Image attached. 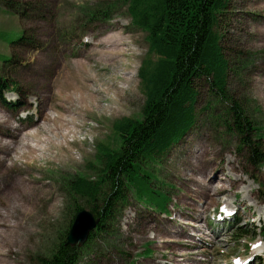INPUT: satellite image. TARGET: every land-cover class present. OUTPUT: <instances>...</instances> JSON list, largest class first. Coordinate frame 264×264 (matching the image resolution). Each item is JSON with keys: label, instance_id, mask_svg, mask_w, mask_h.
<instances>
[{"label": "rangeland", "instance_id": "1", "mask_svg": "<svg viewBox=\"0 0 264 264\" xmlns=\"http://www.w3.org/2000/svg\"><path fill=\"white\" fill-rule=\"evenodd\" d=\"M219 17L228 99L264 152V100L255 91L264 34L250 33L264 32V0H230ZM0 33L24 39L0 38V78L10 88L0 91V264H48L77 215L68 183L99 171L98 150L118 145L116 120L141 118L138 71L148 43L124 0H0ZM196 84V126L165 158L139 163L140 176L166 196V211L126 186L113 217L73 246L75 264H264V164L252 166L228 131L232 102H218L205 79ZM214 216L223 227L210 230Z\"/></svg>", "mask_w": 264, "mask_h": 264}, {"label": "trees", "instance_id": "2", "mask_svg": "<svg viewBox=\"0 0 264 264\" xmlns=\"http://www.w3.org/2000/svg\"><path fill=\"white\" fill-rule=\"evenodd\" d=\"M229 1L124 0L132 26L146 35L148 43L147 55L138 71L144 105L140 119L122 118L114 122L113 132L118 145H102L98 150L99 171L94 176H76L68 183L76 213L87 208L100 220L99 227L103 226L113 217L116 203L123 200L126 186L135 190L140 203L166 211V196L151 187L153 177L144 172L140 176L139 163L165 158L171 148L196 126L200 96L196 83L202 79L211 85L218 102H232L231 110L227 111L232 118L228 131H234L240 138V150L247 151L249 163L259 168L263 166L264 152L252 137L251 122L239 105L228 99L229 62L222 46L219 16ZM95 15L92 13V17ZM256 31L264 34L260 29H251L250 33ZM0 38L16 44L24 40L14 33H0ZM259 73L255 91L264 100V71ZM1 90L5 92L10 88L7 81L0 78ZM201 186L203 190L196 193L198 199L209 187L205 182ZM231 188L238 190L240 186L233 183ZM261 193L264 195V189ZM78 200L85 202L86 208L77 205ZM192 203L196 204V201ZM179 227L183 233V227ZM181 233L166 232L164 235L180 236ZM262 234L264 240V229ZM78 250L65 241L48 264H75Z\"/></svg>", "mask_w": 264, "mask_h": 264}, {"label": "water", "instance_id": "3", "mask_svg": "<svg viewBox=\"0 0 264 264\" xmlns=\"http://www.w3.org/2000/svg\"><path fill=\"white\" fill-rule=\"evenodd\" d=\"M99 223L100 220L96 219L91 212L87 210L78 212L68 237V245L76 246L85 244L89 240L90 233Z\"/></svg>", "mask_w": 264, "mask_h": 264}, {"label": "bare ground", "instance_id": "4", "mask_svg": "<svg viewBox=\"0 0 264 264\" xmlns=\"http://www.w3.org/2000/svg\"><path fill=\"white\" fill-rule=\"evenodd\" d=\"M227 211H228V210H227ZM231 211H232V210H231ZM228 213H229V211L227 212V215H228ZM190 224H191V222L188 223V225H190ZM188 235H189V234H188ZM189 236H190V235H189ZM190 237H191V236H190Z\"/></svg>", "mask_w": 264, "mask_h": 264}]
</instances>
